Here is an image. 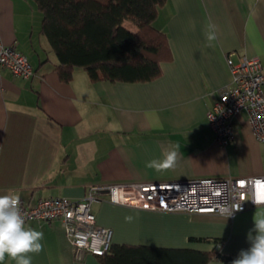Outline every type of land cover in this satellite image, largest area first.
<instances>
[{"label": "crops", "instance_id": "1", "mask_svg": "<svg viewBox=\"0 0 264 264\" xmlns=\"http://www.w3.org/2000/svg\"><path fill=\"white\" fill-rule=\"evenodd\" d=\"M161 20L164 27L154 26L168 36L172 59L158 79L92 82L76 69L65 83L36 3L0 0V41L26 55L35 71L24 79L0 69V195L12 190L31 207L50 197L80 201L102 184L264 176V142L248 112L233 119L235 140L227 146L207 119L233 86L230 57L264 65V0H168L154 23ZM169 149L178 152L175 167H146ZM92 208L98 224L113 231L112 245L216 250L235 259L250 247L254 217H264V205L249 204L234 217L170 213L113 203L106 194ZM26 226L44 233L43 251L29 254L31 264H101L89 253L77 258L61 221ZM3 264L15 261L6 257Z\"/></svg>", "mask_w": 264, "mask_h": 264}, {"label": "built area", "instance_id": "2", "mask_svg": "<svg viewBox=\"0 0 264 264\" xmlns=\"http://www.w3.org/2000/svg\"><path fill=\"white\" fill-rule=\"evenodd\" d=\"M233 86L224 89L208 111L207 119L219 143L235 140L233 119L246 110L257 140L264 142V65L256 57L228 59ZM0 69L17 77L35 75L28 57L0 41ZM113 203L170 213H214L234 217L249 204L264 205V176L247 178H202L175 182H131L92 186L80 201L62 197L39 200L34 206L20 203L25 224L61 221L77 258L89 253L104 255L111 250L113 231L98 224L93 203L101 195ZM256 202V203H254ZM239 206V210H234Z\"/></svg>", "mask_w": 264, "mask_h": 264}, {"label": "trees", "instance_id": "3", "mask_svg": "<svg viewBox=\"0 0 264 264\" xmlns=\"http://www.w3.org/2000/svg\"><path fill=\"white\" fill-rule=\"evenodd\" d=\"M43 14L42 32L58 63L60 79L69 83L76 69L92 82L146 83L162 75L172 59L169 39L154 26L168 0H33ZM132 21L131 31L125 26ZM101 264H208L235 258L192 249L112 245L96 256Z\"/></svg>", "mask_w": 264, "mask_h": 264}, {"label": "clouds", "instance_id": "4", "mask_svg": "<svg viewBox=\"0 0 264 264\" xmlns=\"http://www.w3.org/2000/svg\"><path fill=\"white\" fill-rule=\"evenodd\" d=\"M206 34L208 41L216 39L215 25H209ZM163 159H153L146 163L147 168L164 171L175 167L178 152L174 149L165 150ZM256 203V202H254ZM234 210H239V206ZM130 220L131 217H126ZM44 233L26 226L20 207V197L12 190L0 195V264L5 258L15 261V264H31L32 254L43 251ZM250 247L241 250L232 264H264V217H254L253 228L247 234Z\"/></svg>", "mask_w": 264, "mask_h": 264}, {"label": "rangeland", "instance_id": "5", "mask_svg": "<svg viewBox=\"0 0 264 264\" xmlns=\"http://www.w3.org/2000/svg\"><path fill=\"white\" fill-rule=\"evenodd\" d=\"M162 21V23L161 22H158V23H154V25L157 27H164V25H163V20H161ZM125 26L128 28V29H130L131 31H136L137 30V26L135 25V23H133L132 21H127L126 23H125Z\"/></svg>", "mask_w": 264, "mask_h": 264}]
</instances>
